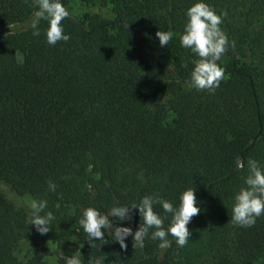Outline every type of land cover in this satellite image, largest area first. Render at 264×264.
<instances>
[{
  "label": "trees",
  "instance_id": "16d2710c",
  "mask_svg": "<svg viewBox=\"0 0 264 264\" xmlns=\"http://www.w3.org/2000/svg\"><path fill=\"white\" fill-rule=\"evenodd\" d=\"M80 1L110 5L114 18L68 11L70 39L49 45L46 20L32 34L34 0H0V264H46L47 241L65 264L74 240L82 264H264V215L250 227L230 220L247 161L264 166V0H207L228 41L214 91L191 84L199 57L179 42L194 0ZM158 30L173 33L165 47ZM188 187L201 210L183 247L169 236L163 259L151 229L143 249L131 236L122 249L110 231L91 246L79 226L84 207L107 213L157 194L175 206ZM25 195L47 201L48 233L29 224ZM154 211L167 228L171 214ZM130 217L110 219L135 230L139 214ZM24 239L37 242L26 261Z\"/></svg>",
  "mask_w": 264,
  "mask_h": 264
},
{
  "label": "clouds",
  "instance_id": "9594fccd",
  "mask_svg": "<svg viewBox=\"0 0 264 264\" xmlns=\"http://www.w3.org/2000/svg\"><path fill=\"white\" fill-rule=\"evenodd\" d=\"M36 10L31 23L33 35H40L38 27L41 19L47 21L44 30L46 42L55 45L58 41L67 42L70 34L64 31L61 21L69 15L63 4V0H34ZM186 22L180 34V45L190 49L198 57L194 61V67L190 74L191 84L196 90L214 91L219 86L224 72L217 63L226 50L227 37L220 27L223 14H218L207 0H194L185 11ZM161 47L168 45L172 39L171 31L156 32ZM248 175L244 180L246 187H241L233 196L230 220L242 227H250L256 222V218L264 215V166L256 160H248ZM48 189L56 191V184L48 181ZM154 204H159L165 213H170L171 218L167 228L160 214L154 211ZM46 200H39L31 205L28 222L34 226L40 234H46L50 230V224L54 219L51 211L45 212ZM135 209L140 217L141 223L133 230L131 226L117 223L113 224L110 217L117 221L130 219V211ZM199 202L195 188L188 187L180 192L178 205L168 199L157 195H144L139 203L129 205H114L107 213L100 212L93 206L84 207L78 220L79 226L87 234V241L92 246L94 240H105V232H111L113 241L120 244L122 249L127 248L126 238L131 236L133 248L143 249L145 237L153 241H159L160 249L171 246L169 236L175 239L179 247H183L190 236L188 225L191 218L200 212ZM43 213V214H42ZM65 264H82L81 259L73 254L64 256ZM89 264H102L101 258L89 260Z\"/></svg>",
  "mask_w": 264,
  "mask_h": 264
},
{
  "label": "rangeland",
  "instance_id": "374dc122",
  "mask_svg": "<svg viewBox=\"0 0 264 264\" xmlns=\"http://www.w3.org/2000/svg\"><path fill=\"white\" fill-rule=\"evenodd\" d=\"M68 11L80 22L84 20L85 13H98L106 18H114V13L112 12V9L110 5L103 6L99 2H96L94 4H86L83 3L80 0H70V2L67 5ZM225 74L223 75V77ZM24 202L27 204L29 208H31L32 203H34V200L30 195L24 196ZM36 240L33 239H24L19 244L16 254L20 260L26 261L31 254L34 252V249L36 248ZM40 250L44 253V261L46 264H59L58 262V252L56 244L52 241H47L44 244L40 246ZM166 249H159L158 250V257L160 259L164 258V253ZM70 252L72 254L77 255L82 260V253H81V245L74 240ZM256 264H261V262H258Z\"/></svg>",
  "mask_w": 264,
  "mask_h": 264
},
{
  "label": "water",
  "instance_id": "95a60500",
  "mask_svg": "<svg viewBox=\"0 0 264 264\" xmlns=\"http://www.w3.org/2000/svg\"><path fill=\"white\" fill-rule=\"evenodd\" d=\"M254 143V142H253Z\"/></svg>",
  "mask_w": 264,
  "mask_h": 264
}]
</instances>
